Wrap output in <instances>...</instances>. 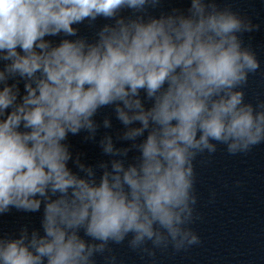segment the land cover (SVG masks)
I'll use <instances>...</instances> for the list:
<instances>
[{
  "label": "clouds",
  "instance_id": "obj_1",
  "mask_svg": "<svg viewBox=\"0 0 264 264\" xmlns=\"http://www.w3.org/2000/svg\"><path fill=\"white\" fill-rule=\"evenodd\" d=\"M160 3L0 0V216L43 207V234L0 235V264H93L129 235L150 256L149 241L197 245L193 161L218 144L236 155L264 143V103H245L242 90L260 63L240 36L259 25L215 0L146 14ZM97 18L111 22L92 40L78 35ZM61 34L75 39H46ZM107 107L124 126L117 139L131 144L105 134L98 144L111 159L85 164L66 141L82 132L96 141Z\"/></svg>",
  "mask_w": 264,
  "mask_h": 264
}]
</instances>
